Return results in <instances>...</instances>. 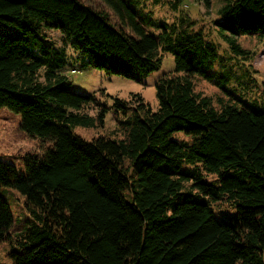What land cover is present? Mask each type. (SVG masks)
<instances>
[{
	"label": "trees",
	"instance_id": "obj_1",
	"mask_svg": "<svg viewBox=\"0 0 264 264\" xmlns=\"http://www.w3.org/2000/svg\"><path fill=\"white\" fill-rule=\"evenodd\" d=\"M101 1L109 12L81 0H0V109L53 143L24 171L0 158V244L14 222L1 191L13 189L33 219L13 264H264V103L233 92L236 73L191 19L159 23L132 0ZM218 15L216 28L244 67L252 55L237 38H264V0H221ZM165 54L175 69L156 83L157 111L141 94L110 96L126 117L115 137L74 133L103 127L110 108L75 91L70 72L142 83ZM194 78L226 102L217 109ZM220 203L237 216L217 219Z\"/></svg>",
	"mask_w": 264,
	"mask_h": 264
},
{
	"label": "rangeland",
	"instance_id": "obj_2",
	"mask_svg": "<svg viewBox=\"0 0 264 264\" xmlns=\"http://www.w3.org/2000/svg\"><path fill=\"white\" fill-rule=\"evenodd\" d=\"M85 4L94 8L108 11L109 9L101 0H81ZM139 11L151 13V16L159 23H173L180 18H189L194 22L193 30H201L208 40L214 42L219 49L220 60L226 59L230 64L232 72H235L236 78H233L231 89L235 94L242 96L244 100L254 102L257 106L264 103V38L246 36L237 38L238 44L250 52L251 60L242 66L240 60L232 59V52L225 39L219 34L215 21L219 18L218 11L221 7V0H212L211 6L206 8L203 3L195 0H132ZM112 16V13L110 12ZM150 15V14H149ZM191 27V29H192ZM153 28H149V33H154ZM47 35L54 40L59 47H64V38L62 34L56 31H49ZM71 53L69 48H65ZM234 60L238 64L230 63ZM245 68V69H244ZM175 69V61L172 55L163 56V64L158 72L153 73L138 83L120 76H108L104 72L88 69L78 72H70V79L73 82L74 90L89 95H96L100 101L106 104L110 111L102 127L95 128H74V133L85 140L91 141L98 137H115V129L118 128L121 121H126V117L118 114L113 109V99L130 100L132 94H141L145 101L152 107L153 111L158 110V99L156 93V83ZM218 69V65H216ZM195 89L197 92L209 97L214 106L219 109L221 102H226L227 98L216 87L210 85L200 78H194ZM92 116L96 115V110L88 109ZM21 116L8 109H0V158L7 163H12L20 171H24L25 163L29 158H42L47 149L53 146L50 141H42L36 136L29 135L20 128ZM123 136H119L122 138ZM180 140H188L182 134H176ZM205 180L209 183H216L217 176L214 174L205 175ZM2 198L8 203L13 215V226L8 234L9 240L0 244V264H13L10 259V253L18 250L19 245L16 242L29 226L31 227L33 219L30 217L25 204V197L16 190L3 189ZM215 216L221 219L227 216V219L237 216L234 208L227 204H216L213 206Z\"/></svg>",
	"mask_w": 264,
	"mask_h": 264
}]
</instances>
